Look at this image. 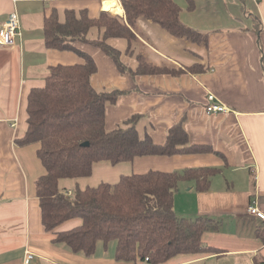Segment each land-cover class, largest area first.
<instances>
[{"label":"crops","instance_id":"1","mask_svg":"<svg viewBox=\"0 0 264 264\" xmlns=\"http://www.w3.org/2000/svg\"><path fill=\"white\" fill-rule=\"evenodd\" d=\"M107 1L0 0V32L13 11L20 15L21 30L16 45L0 46V264H23L26 250L35 253L38 264H153L116 259L117 241L99 242L93 256L54 243L53 233L42 224L37 198L36 181L47 172L37 156L41 143L16 142L27 131L31 89L45 84L53 65L84 61L70 50L46 46V17L56 9L63 21L66 9H86L94 18L101 11L111 12L104 9ZM113 1L123 16L120 0ZM192 1L190 8L191 0H175L183 23L193 29L188 35H173L143 12L133 23L136 52L148 63L177 74L133 76L128 70L121 72L99 47L76 45L97 62L98 71L91 79L95 88L126 91L106 106L108 129L142 114L137 124L140 135L148 133L155 142L165 143L169 128L182 122L189 142L208 145L212 152L146 155L114 165L102 160L94 164L92 175L61 178L59 185L72 192L76 186L114 184L121 175L149 170L183 173L216 168L207 190L199 191L196 180L180 181L174 209L179 217L210 219L203 241L224 251L179 254L160 264H256L264 260V241L257 235L264 218L252 215L249 206L264 213V0ZM102 32L95 27L88 36L95 39ZM107 41L120 51L123 64L138 70L137 59L126 53L128 40ZM213 102L225 106V111L208 114L207 106ZM81 222L73 218L59 229H72Z\"/></svg>","mask_w":264,"mask_h":264},{"label":"trees","instance_id":"2","mask_svg":"<svg viewBox=\"0 0 264 264\" xmlns=\"http://www.w3.org/2000/svg\"><path fill=\"white\" fill-rule=\"evenodd\" d=\"M120 2L123 16L101 11L99 16L91 18L86 9H66L62 21L54 9L45 19L46 46L70 50L84 61L50 67L45 84L32 88L28 94L27 131L16 138L23 146L41 143L37 156L47 171L36 181L42 224L53 233L54 243L66 244L73 253L86 256H93L102 241H117L116 259L124 261L140 259L160 264L179 254H220L224 250L203 241L202 234L211 228L210 219L179 217L174 209V194L180 181L193 179L199 191L207 190L210 177L219 171L216 168H190L183 173L157 169L132 173L121 175L114 184L102 181L85 189L76 186L71 194L59 185L61 178L92 175L94 164L102 160L114 165L146 155L212 152L208 145H192L182 122L169 128L165 143L155 142L148 133L140 135L137 124L142 114L128 117L117 128H107L106 106L126 91L95 88L91 79L98 71L97 62L77 47L76 42L99 47L121 72L128 70L136 76L173 72L148 63L136 52L133 23L139 12L177 37L193 32L183 23L181 7L175 0ZM193 6L191 0L189 7ZM95 27L103 32L91 39L88 35ZM109 37L128 40L126 53L137 59L138 70L123 64L120 51L108 43ZM73 218L82 222L72 229H59ZM257 235L264 241V228L258 229ZM256 264H264V260Z\"/></svg>","mask_w":264,"mask_h":264},{"label":"built area","instance_id":"3","mask_svg":"<svg viewBox=\"0 0 264 264\" xmlns=\"http://www.w3.org/2000/svg\"><path fill=\"white\" fill-rule=\"evenodd\" d=\"M21 33L20 30V15L16 11H13L9 14V18L5 21L3 24V29L0 32V46L2 47H10L13 45H16L17 36ZM214 95L211 94L209 96V99H213ZM225 106H223L220 103H211L209 106H207V112L208 114H211V112H221L225 111ZM72 192H68V194H71ZM249 212L254 216H259L261 218H264L263 211L260 210L258 206L250 205L249 206ZM23 264H38L36 261L35 253L31 250H26L25 254L23 255Z\"/></svg>","mask_w":264,"mask_h":264},{"label":"bare ground","instance_id":"4","mask_svg":"<svg viewBox=\"0 0 264 264\" xmlns=\"http://www.w3.org/2000/svg\"><path fill=\"white\" fill-rule=\"evenodd\" d=\"M104 9L107 10V11L109 10L111 12H115L116 14H121L122 13V10L117 5L116 1H113V0H108L105 3Z\"/></svg>","mask_w":264,"mask_h":264},{"label":"rangeland","instance_id":"5","mask_svg":"<svg viewBox=\"0 0 264 264\" xmlns=\"http://www.w3.org/2000/svg\"><path fill=\"white\" fill-rule=\"evenodd\" d=\"M112 14H114V13L112 12ZM114 15H116V14H114Z\"/></svg>","mask_w":264,"mask_h":264},{"label":"water","instance_id":"6","mask_svg":"<svg viewBox=\"0 0 264 264\" xmlns=\"http://www.w3.org/2000/svg\"><path fill=\"white\" fill-rule=\"evenodd\" d=\"M87 144H89V143L87 142Z\"/></svg>","mask_w":264,"mask_h":264}]
</instances>
